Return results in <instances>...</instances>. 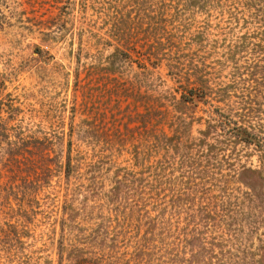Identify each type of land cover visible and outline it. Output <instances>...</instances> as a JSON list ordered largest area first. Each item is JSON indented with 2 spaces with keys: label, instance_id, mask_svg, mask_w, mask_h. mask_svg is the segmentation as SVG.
<instances>
[{
  "label": "rangeland",
  "instance_id": "rangeland-1",
  "mask_svg": "<svg viewBox=\"0 0 264 264\" xmlns=\"http://www.w3.org/2000/svg\"><path fill=\"white\" fill-rule=\"evenodd\" d=\"M0 264H264V0H0Z\"/></svg>",
  "mask_w": 264,
  "mask_h": 264
},
{
  "label": "trees",
  "instance_id": "trees-1",
  "mask_svg": "<svg viewBox=\"0 0 264 264\" xmlns=\"http://www.w3.org/2000/svg\"><path fill=\"white\" fill-rule=\"evenodd\" d=\"M249 173L258 176V178L260 177V173L258 171H254V170H247Z\"/></svg>",
  "mask_w": 264,
  "mask_h": 264
}]
</instances>
